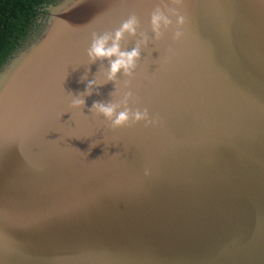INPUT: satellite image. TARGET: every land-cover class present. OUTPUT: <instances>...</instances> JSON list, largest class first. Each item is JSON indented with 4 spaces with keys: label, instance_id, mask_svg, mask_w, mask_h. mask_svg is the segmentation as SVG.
I'll return each instance as SVG.
<instances>
[{
    "label": "water",
    "instance_id": "95a60500",
    "mask_svg": "<svg viewBox=\"0 0 264 264\" xmlns=\"http://www.w3.org/2000/svg\"><path fill=\"white\" fill-rule=\"evenodd\" d=\"M160 4L60 0L0 71V264H264V0H184L132 80L159 125L92 114L115 82L71 107L105 79L92 33L135 13L154 38Z\"/></svg>",
    "mask_w": 264,
    "mask_h": 264
},
{
    "label": "clouds",
    "instance_id": "9594fccd",
    "mask_svg": "<svg viewBox=\"0 0 264 264\" xmlns=\"http://www.w3.org/2000/svg\"><path fill=\"white\" fill-rule=\"evenodd\" d=\"M183 3L184 0H161V4L151 11L150 27L154 38L147 32L139 31L141 22L135 13H130L114 31L93 32L91 44L87 48L88 64L100 61L99 72L103 70L105 79L103 83H97L96 78L87 80L86 74L81 77V82L87 80L86 89L78 95L70 93L71 107L81 110L86 105L85 97L91 96L94 88L115 82L116 91L110 93L113 100L94 101L89 109L92 114L104 117L112 130L131 128L141 123L145 127L159 125L161 117L158 113L153 114L148 107L139 106L140 98L132 88V80L141 60V52L147 49L150 42H159L169 31H172L175 42H180L185 37L186 17L180 10ZM129 38L135 39V46L131 50L124 46ZM105 60L108 61L107 68L103 66ZM121 72L125 77L122 81L118 79ZM120 83L122 87L118 88Z\"/></svg>",
    "mask_w": 264,
    "mask_h": 264
},
{
    "label": "trees",
    "instance_id": "16d2710c",
    "mask_svg": "<svg viewBox=\"0 0 264 264\" xmlns=\"http://www.w3.org/2000/svg\"><path fill=\"white\" fill-rule=\"evenodd\" d=\"M60 0H0V71L43 28Z\"/></svg>",
    "mask_w": 264,
    "mask_h": 264
}]
</instances>
